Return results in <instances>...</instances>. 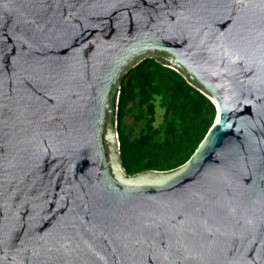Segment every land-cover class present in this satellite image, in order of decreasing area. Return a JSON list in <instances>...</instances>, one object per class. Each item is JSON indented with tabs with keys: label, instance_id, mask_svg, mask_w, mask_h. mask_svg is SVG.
<instances>
[{
	"label": "water",
	"instance_id": "95a60500",
	"mask_svg": "<svg viewBox=\"0 0 264 264\" xmlns=\"http://www.w3.org/2000/svg\"><path fill=\"white\" fill-rule=\"evenodd\" d=\"M146 60L217 116L185 165L130 176ZM0 264H264V0H0Z\"/></svg>",
	"mask_w": 264,
	"mask_h": 264
},
{
	"label": "trees",
	"instance_id": "16d2710c",
	"mask_svg": "<svg viewBox=\"0 0 264 264\" xmlns=\"http://www.w3.org/2000/svg\"><path fill=\"white\" fill-rule=\"evenodd\" d=\"M129 75L134 77L137 97L141 105L147 106L151 120L145 134L134 141L120 130L123 110L131 93L130 88L123 87L118 111L123 167L130 176L178 169L191 159L213 126L217 116L215 105L180 74L154 60L144 61ZM156 98L161 99L162 108L171 118L164 141H157L153 127Z\"/></svg>",
	"mask_w": 264,
	"mask_h": 264
},
{
	"label": "rangeland",
	"instance_id": "374dc122",
	"mask_svg": "<svg viewBox=\"0 0 264 264\" xmlns=\"http://www.w3.org/2000/svg\"><path fill=\"white\" fill-rule=\"evenodd\" d=\"M123 87L130 88L129 90H131V93L129 95V101L123 110L120 130H122L131 141H134L145 134L147 123L151 120V117L149 116L147 106L140 104L139 98L137 97L138 90L132 75H127L122 80L121 89ZM154 107L155 115L153 117V127L156 132V139L157 141H164L166 128L171 122V118L166 115L165 109L162 108L160 98L155 99Z\"/></svg>",
	"mask_w": 264,
	"mask_h": 264
},
{
	"label": "bare ground",
	"instance_id": "6f19581e",
	"mask_svg": "<svg viewBox=\"0 0 264 264\" xmlns=\"http://www.w3.org/2000/svg\"><path fill=\"white\" fill-rule=\"evenodd\" d=\"M197 155H198V152H197Z\"/></svg>",
	"mask_w": 264,
	"mask_h": 264
}]
</instances>
